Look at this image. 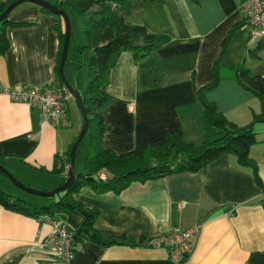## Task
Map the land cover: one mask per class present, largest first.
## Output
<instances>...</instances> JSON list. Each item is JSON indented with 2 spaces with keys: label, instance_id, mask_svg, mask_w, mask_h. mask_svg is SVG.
Wrapping results in <instances>:
<instances>
[{
  "label": "crops",
  "instance_id": "crops-1",
  "mask_svg": "<svg viewBox=\"0 0 264 264\" xmlns=\"http://www.w3.org/2000/svg\"><path fill=\"white\" fill-rule=\"evenodd\" d=\"M241 2L148 0L134 6L126 19L145 25L157 36L153 55L162 63L164 79L156 88L141 87L134 55L128 51L119 54L109 74L107 91L113 98L105 109L109 129L101 139L103 148L125 153L169 132H178L184 141L194 144L218 134L206 123L194 87L211 80L221 42L241 19ZM8 19L23 24L5 27L8 48L0 55V161L21 181L51 190L67 175V171L56 174L52 168L65 157L76 137L72 121L68 117L69 126L63 120L56 125L42 121L36 110L13 100L5 89L60 86L54 68L59 37L52 26L61 18L27 5ZM258 45L259 57L249 56L248 51ZM240 61L252 73L264 76V36L253 37L246 25L234 34L223 66L233 69ZM205 96L240 125L250 121L251 107L258 108L253 95L225 75ZM254 130L256 142L249 155L264 183V123H256ZM260 197L250 170L240 167L230 154L220 155L196 172L131 182L119 194L97 193L82 186L74 198L99 209L95 229L104 237L116 236L123 244L102 247L85 241L71 264H173L167 250L150 246V240L158 228L195 225L201 226V233L194 251L179 264H246L250 253L264 250ZM57 218L76 229L81 216L72 211L60 212ZM50 230L47 217L24 216L0 205V264H48L49 256L37 244Z\"/></svg>",
  "mask_w": 264,
  "mask_h": 264
},
{
  "label": "trees",
  "instance_id": "trees-1",
  "mask_svg": "<svg viewBox=\"0 0 264 264\" xmlns=\"http://www.w3.org/2000/svg\"><path fill=\"white\" fill-rule=\"evenodd\" d=\"M14 0L0 1V13ZM59 8L78 13L83 17V30L86 44L78 47L77 52L84 49L90 51L87 61V83L79 91L82 104L88 117L90 152L84 160L85 171L76 172L73 184L65 191L55 195L47 204L33 203L15 195L6 193L0 188V205L4 208L28 217L57 218L60 212H78L81 216L79 225L74 231L76 241H92L102 246L110 247L123 244L116 236H102L94 227L98 208L86 207L74 198V194L82 187L88 186L97 193L112 191L119 194L131 182L163 177L169 174L203 169L210 161L222 154H230L236 158L242 168H248L254 182L261 191L259 202L264 207V183L254 158L249 155V149L256 142L254 125L264 123V76L252 73L243 61L235 68L223 66V58L236 31L244 26L239 19L227 32L221 42V50L212 65L211 80L201 86L194 87L202 114L206 123L221 132L218 136L206 138L199 144L186 142L178 132H169L150 143L136 145L125 153H116L101 145L103 134L109 129L104 122L105 109L113 96L107 91L111 67L121 52L128 51L134 55L138 65V84L144 88H156L164 79V69L160 60L153 55L158 47L157 36L145 25L131 23L126 19L136 4L148 0H47ZM161 1V0H156ZM96 7L92 9V7ZM41 11L49 12L39 7ZM22 22H11L8 18L0 22V55L8 48L5 32L7 25H18ZM59 37V50L54 68L58 74V65L62 50L64 23L52 26ZM260 45L248 51L249 56L258 58ZM234 78L238 84L249 91L258 108L251 106V119L245 125L230 121L224 113L217 110L215 104L209 101L206 91L214 88L220 78ZM60 86L65 88L59 78ZM68 111V110H67ZM85 135V136H86ZM68 147L65 157L56 160L52 172L61 174L67 171L70 161ZM1 163V161H0ZM2 164V163H1ZM59 164V165H58ZM103 173V176H100ZM1 174V173H0ZM246 264H264V250L250 253Z\"/></svg>",
  "mask_w": 264,
  "mask_h": 264
},
{
  "label": "built area",
  "instance_id": "built-area-1",
  "mask_svg": "<svg viewBox=\"0 0 264 264\" xmlns=\"http://www.w3.org/2000/svg\"><path fill=\"white\" fill-rule=\"evenodd\" d=\"M240 13L244 25L250 29L253 37L264 36V0H242ZM5 91L13 100L27 103L36 110L42 121L56 125L59 120H63L66 126L70 125L67 110L72 95L65 88L20 85ZM103 175L100 173V176ZM47 219L51 230L37 246L49 256L48 264H71L75 252L83 251L84 241H76L73 229L58 218ZM200 233V225L173 230L158 228L150 245L165 248L171 262L179 264L182 257L189 256L194 251L195 241Z\"/></svg>",
  "mask_w": 264,
  "mask_h": 264
},
{
  "label": "rangeland",
  "instance_id": "rangeland-1",
  "mask_svg": "<svg viewBox=\"0 0 264 264\" xmlns=\"http://www.w3.org/2000/svg\"><path fill=\"white\" fill-rule=\"evenodd\" d=\"M1 1V0H0ZM27 5H34L30 2H23L19 4L14 10L11 12V14ZM93 8H96L95 6ZM10 14V15H11ZM67 14L70 21V41H69V47L67 51V57L64 64V74L66 78L71 82V84L78 90L82 91L87 83V70L86 65L88 58L90 56V51L87 49H84L81 53L77 52L78 47H82L86 44V38L83 30V17L82 15L72 12L70 10H67ZM64 23V22H63ZM65 25V24H64ZM263 37V36H262ZM260 37V38H262ZM66 89V88H65ZM67 90V89H66ZM69 119L72 121V127L74 134L76 137L79 135L81 126H82V117L81 114L77 108L76 102L72 98L69 101L68 104V111H67ZM262 123V122H259ZM215 131L219 134H221L220 131L215 129ZM90 152V143H89V137L88 135L84 136L81 141L79 142L76 153L74 157V169L76 172H83L85 171L84 167V160L86 155ZM20 180V179H19ZM24 182V181H22ZM29 187L36 189V190H42L38 189L36 187H33L29 185V183L24 182ZM0 188L4 190L6 193L13 194L15 196L22 195L26 197L29 200H36L38 201V204H47L49 202H52L55 198L53 197H42V196H36L29 194L18 187H16L7 177H5L3 174H0ZM54 189V188H53ZM51 189V190H53ZM11 190V192L9 191ZM51 190H42V191H51Z\"/></svg>",
  "mask_w": 264,
  "mask_h": 264
},
{
  "label": "water",
  "instance_id": "water-1",
  "mask_svg": "<svg viewBox=\"0 0 264 264\" xmlns=\"http://www.w3.org/2000/svg\"><path fill=\"white\" fill-rule=\"evenodd\" d=\"M23 2H30L36 5L37 7H42L46 9L47 11L58 15L62 21L64 22V34H63V41H62V50H61V56L60 61L58 65V74L59 78L63 82L65 88L71 93L72 98L76 102L77 108L81 114L82 117V126L79 135L76 137L71 149H70V161L69 164H67V175L62 184L55 187L51 191H42V190H36L25 183H23L21 180H19L16 176H14L7 168H5L0 163V173L3 174L5 177H7L16 187L19 189L32 194L36 196H42V197H53L56 194L60 192H65L74 182L76 171L74 169V157L76 153V148L81 141V139L86 135L88 130V117L86 115L85 109L82 104V98L79 93V91L70 83V81L66 78L64 74V64L67 57V51L69 47V41H70V21L68 14L66 10L59 8L57 5H54L53 3L47 1V0H14L12 1L7 7L3 10L2 13H0V22L6 18H9L11 12L16 8L19 4Z\"/></svg>",
  "mask_w": 264,
  "mask_h": 264
},
{
  "label": "bare ground",
  "instance_id": "bare-ground-1",
  "mask_svg": "<svg viewBox=\"0 0 264 264\" xmlns=\"http://www.w3.org/2000/svg\"><path fill=\"white\" fill-rule=\"evenodd\" d=\"M150 241H151V240H150ZM149 244H150V242H149ZM150 246H151V245H150ZM168 257H169V256H168ZM187 257H188V256H186V257H182V258H187ZM182 258H181V259H182ZM169 259H170V258H169ZM181 259H180V260H181ZM180 260H179V261H180ZM170 261H171V260H170ZM171 263H172V262H171Z\"/></svg>",
  "mask_w": 264,
  "mask_h": 264
}]
</instances>
